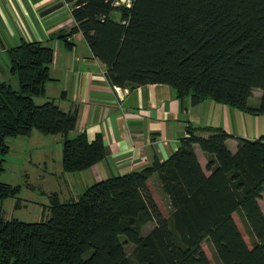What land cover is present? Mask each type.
<instances>
[{"label":"trees","instance_id":"16d2710c","mask_svg":"<svg viewBox=\"0 0 264 264\" xmlns=\"http://www.w3.org/2000/svg\"><path fill=\"white\" fill-rule=\"evenodd\" d=\"M66 2L75 23L61 37L82 32L106 65L110 84L165 83L193 104L211 99L264 114V0ZM8 57L18 88L0 81V173L9 151L6 138L34 129L63 135L64 172L100 161V134L91 141L84 132L68 135L76 125V109L63 111L52 99L34 102L50 78L52 48L24 41L10 47ZM255 88L262 91L260 101L249 107ZM202 129L209 135L196 136L188 127L164 161L154 157L149 166L102 179L71 199L50 194L48 213L38 221L4 219L2 202L15 197L18 187L0 182V264H212L202 247L205 240L221 264H264V213L258 202L264 197V134L239 138L231 152L226 131ZM195 144L207 157L208 175ZM153 174L168 199V216L149 189ZM235 211L255 238L252 247L233 218ZM148 222L154 226L142 236ZM125 243L134 246L131 257Z\"/></svg>","mask_w":264,"mask_h":264},{"label":"crops","instance_id":"0c3cea01","mask_svg":"<svg viewBox=\"0 0 264 264\" xmlns=\"http://www.w3.org/2000/svg\"><path fill=\"white\" fill-rule=\"evenodd\" d=\"M74 23L66 0H0V81L11 84L14 75L10 71V47L24 41L51 47L50 78L44 83V93L36 96L38 100L34 102L52 99L63 111L76 109V125L68 135L84 132L91 141L100 134L103 143L104 157L100 161L83 170L64 172L63 135L52 134L49 138L35 129L29 135H18L22 141L26 139L27 143L30 139L37 145L36 158L31 163L40 170L45 168L35 174L48 188L42 187V193H56L60 200L71 199L102 179L149 166L154 157L164 161L178 148L180 139L188 135V127L194 128L196 136H207L209 132L203 127L223 126L229 134L226 145L231 152L237 150L239 138L254 139L264 134V114L256 115L211 99L193 104L189 97L178 98L174 88L165 83L133 88L110 84L106 65L93 55L82 32L61 37ZM13 84H18L17 79ZM253 93L254 90L251 96ZM261 94L260 89L254 104H250V96L247 105L256 107ZM39 138L42 145L37 142ZM194 152L208 175L205 153L197 144ZM152 179L160 185L153 174L148 179L150 191ZM259 205L264 213V199Z\"/></svg>","mask_w":264,"mask_h":264},{"label":"rangeland","instance_id":"374dc122","mask_svg":"<svg viewBox=\"0 0 264 264\" xmlns=\"http://www.w3.org/2000/svg\"><path fill=\"white\" fill-rule=\"evenodd\" d=\"M129 1L130 0H124L123 4H127V2ZM117 15L118 14L114 12L113 16L116 17ZM14 79H17L16 75H13V77L10 78L12 87L18 88V84H13ZM258 90L260 89H254L253 96L250 97V104L255 103V100L257 99ZM34 100L37 101L38 97H34ZM220 128L226 131L223 126H220ZM46 135L49 136V138L50 136H53L52 134ZM20 138H22V136L6 138V142L9 145V151L4 158V169L0 173V182L9 184L11 187L17 186L18 192L15 197H8L2 202L3 216L6 220L18 219L22 221H38L42 217L45 218L48 213V210L45 208L49 203V195L41 192L43 188H48L41 181L35 178V174L42 173L45 168L42 166L41 171L40 169L32 165L33 163H31V161H33L32 158H36L34 149L37 145L34 144V142H32L30 139H28V142L26 143V139L22 141ZM39 139L40 140L37 142L42 145L41 138ZM54 148L56 150L58 149V146H55ZM151 183V194L152 192H154L155 198L157 200L155 201L160 211L163 215L168 216L170 212V207L166 195L162 192L160 185L158 186L156 179H152ZM262 199H264V197L259 198L258 202H261ZM43 210H45L44 214ZM233 218L240 232L242 233L245 242L249 247H252L255 242V238L251 234L250 229L247 223L245 222L242 213L235 212ZM153 226L154 222H148L147 224H145L141 229L142 236L146 235V233H148ZM123 239L124 238L122 237V240ZM133 247V244L125 243V250L130 257ZM202 247L212 264H221V262L215 255L213 246L209 241H203Z\"/></svg>","mask_w":264,"mask_h":264},{"label":"built area","instance_id":"2783aa9c","mask_svg":"<svg viewBox=\"0 0 264 264\" xmlns=\"http://www.w3.org/2000/svg\"><path fill=\"white\" fill-rule=\"evenodd\" d=\"M119 1H121V2H119ZM123 2H124V0H115V3L116 4H123ZM124 5H126V6H130L131 5V0L129 1V2H127V4H124ZM119 88L118 87H115V91H117V92H119ZM125 91H127V89H124Z\"/></svg>","mask_w":264,"mask_h":264}]
</instances>
